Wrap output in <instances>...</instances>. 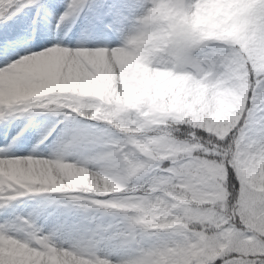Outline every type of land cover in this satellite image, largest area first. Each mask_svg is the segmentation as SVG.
Here are the masks:
<instances>
[{"label":"snow or ice","instance_id":"obj_1","mask_svg":"<svg viewBox=\"0 0 264 264\" xmlns=\"http://www.w3.org/2000/svg\"><path fill=\"white\" fill-rule=\"evenodd\" d=\"M180 7L189 24L172 35V56L131 66L124 42L152 0H0V264H122V251L85 247L80 236H121L117 202L178 204L193 176L205 207L227 203L214 230L253 242L189 253L186 264H264V218L255 212L264 184L247 164L264 156V0ZM105 104L107 114L94 116ZM38 117L51 119L33 126ZM153 137L174 150L152 152ZM125 158L143 169L132 192L82 182L95 173L119 184L113 162ZM21 218L33 227L21 230ZM180 224L187 247L195 238Z\"/></svg>","mask_w":264,"mask_h":264},{"label":"clouds","instance_id":"obj_2","mask_svg":"<svg viewBox=\"0 0 264 264\" xmlns=\"http://www.w3.org/2000/svg\"><path fill=\"white\" fill-rule=\"evenodd\" d=\"M154 9L143 19L134 23L128 37L125 39L126 62L135 66L141 60L149 63H162L172 56L170 39L178 28L186 27L189 19L180 7L183 0H152ZM198 45H193V51ZM28 102L27 96H20L18 104ZM36 102V101H32ZM112 106L105 104L103 109L97 108L94 116L102 118ZM150 150L155 153L173 151V142L163 137H153L149 141ZM251 170L250 175L264 184V156L247 159ZM120 177L119 184L106 181L95 173L81 177L85 185H94L105 194L130 193L138 185L143 169L140 164L127 158L113 162ZM67 182L71 177H65ZM210 201L203 194L202 184L193 176L190 186L185 190L179 203L172 206H162L127 197L116 204V211L122 213L126 221L124 233L121 236L105 235L104 232L92 230L85 232L78 240L85 247L96 248L99 245H111L112 249L122 251L125 258L122 264H186L185 257L208 251L220 255L228 250L243 249L252 244L251 237H245L238 231L230 229L224 232L215 231L214 218L226 214L229 209L224 199L214 198L212 207H205ZM173 210L177 215L173 216ZM257 219L264 218V205H256ZM184 219L191 225L190 231L195 242L187 244L188 236L184 235L187 224H180ZM35 221L21 218L19 228L27 231ZM161 233H167L162 235ZM163 249V251H162Z\"/></svg>","mask_w":264,"mask_h":264},{"label":"rangeland","instance_id":"obj_3","mask_svg":"<svg viewBox=\"0 0 264 264\" xmlns=\"http://www.w3.org/2000/svg\"><path fill=\"white\" fill-rule=\"evenodd\" d=\"M45 119V117H38V118H36V120H44ZM48 119H51V118H48ZM35 121V120H34ZM55 135V134H54Z\"/></svg>","mask_w":264,"mask_h":264}]
</instances>
